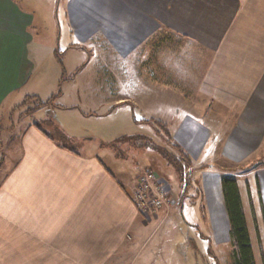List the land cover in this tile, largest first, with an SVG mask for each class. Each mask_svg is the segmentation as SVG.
Listing matches in <instances>:
<instances>
[{"label":"crops","instance_id":"0c3cea01","mask_svg":"<svg viewBox=\"0 0 264 264\" xmlns=\"http://www.w3.org/2000/svg\"><path fill=\"white\" fill-rule=\"evenodd\" d=\"M31 4L33 0H0V116L28 97L44 99L53 88L46 89L47 84L59 77L55 68L54 75L44 71L57 50L41 46L43 52L37 51ZM67 4L69 30L103 42L118 63L125 59L120 66L111 61L106 70L110 97L121 86L126 94L117 95L111 107L131 102L167 126L172 133L168 146L185 159L178 158L179 179L183 168L190 174L199 168L211 241L229 243L233 251L211 255L215 264H238L224 175L237 180L253 263L264 264V168L239 178L222 175L212 165L216 158L239 165L264 146V0ZM73 51L66 47L59 57L71 58ZM38 127L42 129L30 123L19 130L18 155L0 178V264H132L135 243L167 217L165 212L141 214L134 203L139 176L154 172L149 162L163 165L162 157L147 147L140 153L144 161L120 166L114 174L94 143L75 151ZM169 188L179 201L183 193ZM182 206L180 200L168 216ZM157 257L154 261L162 264H183L177 255Z\"/></svg>","mask_w":264,"mask_h":264},{"label":"rangeland","instance_id":"374dc122","mask_svg":"<svg viewBox=\"0 0 264 264\" xmlns=\"http://www.w3.org/2000/svg\"><path fill=\"white\" fill-rule=\"evenodd\" d=\"M67 3L68 0H33L30 5L37 17L33 29L37 51L41 53L42 47L47 50L50 46L57 50L51 57L54 62L49 61L44 71L49 70L54 75L55 68L59 77L47 84L46 89L50 85L53 88L44 93V99L33 97L0 116V178L10 170L18 155L19 130L30 123L40 125L51 137L75 151H82L84 146L94 143L93 147H98L97 154L114 174H118L120 166L129 168L136 166L139 160L144 161L140 153L144 154L150 147L163 161V165L149 162L152 169L174 193H183L180 199L183 206L173 216H162L160 225L155 222L147 229L135 243L131 263L162 264L154 259L177 255L183 264H215L211 255H233L229 243L216 245L211 241L212 227L204 209L201 180L197 176L199 168L194 169L192 175L183 168L179 179L180 155L168 146L170 131L167 126L133 108L131 102L111 107L117 95L126 94L121 86L110 97L107 88L112 85L106 82L109 79L106 70L111 68V61L120 66L125 59L118 63L115 54L110 53L103 42L82 39L69 30L65 20ZM66 47L74 49L71 58L59 57L60 53L64 55ZM89 152L95 151L92 148ZM212 165L222 169V175L228 173L241 178L247 172L264 168V146L239 165L224 158L214 159Z\"/></svg>","mask_w":264,"mask_h":264},{"label":"trees","instance_id":"16d2710c","mask_svg":"<svg viewBox=\"0 0 264 264\" xmlns=\"http://www.w3.org/2000/svg\"><path fill=\"white\" fill-rule=\"evenodd\" d=\"M31 98L33 97H28L26 99L27 101L25 102H28ZM159 123L161 124V122ZM39 130L47 135V133L41 128H39ZM143 138L145 139V137ZM180 158L182 160L184 159L182 155H180ZM221 183L225 205L231 225V237L235 248L234 255H236L238 264H254L252 257V248L248 235L245 216L242 210L237 180L233 176L224 175L222 177Z\"/></svg>","mask_w":264,"mask_h":264},{"label":"built area","instance_id":"2783aa9c","mask_svg":"<svg viewBox=\"0 0 264 264\" xmlns=\"http://www.w3.org/2000/svg\"><path fill=\"white\" fill-rule=\"evenodd\" d=\"M134 203L141 214L164 211L168 216L180 200H172L169 187L152 171H145L138 178Z\"/></svg>","mask_w":264,"mask_h":264}]
</instances>
